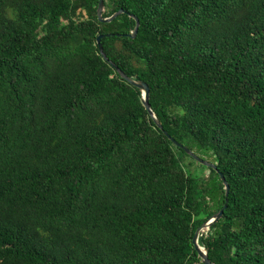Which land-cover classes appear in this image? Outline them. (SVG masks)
<instances>
[{
  "label": "trees",
  "instance_id": "trees-1",
  "mask_svg": "<svg viewBox=\"0 0 264 264\" xmlns=\"http://www.w3.org/2000/svg\"><path fill=\"white\" fill-rule=\"evenodd\" d=\"M97 4L0 0V264H264V0Z\"/></svg>",
  "mask_w": 264,
  "mask_h": 264
},
{
  "label": "water",
  "instance_id": "water-1",
  "mask_svg": "<svg viewBox=\"0 0 264 264\" xmlns=\"http://www.w3.org/2000/svg\"><path fill=\"white\" fill-rule=\"evenodd\" d=\"M102 8H103V0H98V4H97V8H96V16H97V19L100 21V22H103V23H108L110 22L111 20H113L116 16H118L119 14L123 13L122 10H119L118 12H115L114 14H112L111 16L107 17V18H102ZM138 20L135 19V27H134V30L132 31V33L130 34V37L131 38H134L135 35H136V32H137V29H138ZM103 36H98L96 38V43L98 45V51H99V54L103 57L104 60H108L103 52V49L100 45V39L102 38ZM112 65V67L116 70V72L119 74V76L121 78H123L125 81H127L128 83L130 84H133L137 87H139L142 92H141V103L142 105L144 106V108L146 109V111L149 113V115L151 116V118L153 119V121L159 126L158 124V121L156 119V116L154 115V113L151 111L149 105H148V102H147V99H148V91H149V88L148 86L142 82V81H136V80H132L131 78L127 77L125 74L122 73V71H120V69L114 65L113 63H110ZM172 140V139H171ZM173 144L176 145L177 147L181 148L188 156H190L191 158H193L194 160H196L197 162L205 165V166H208V167H211V168H215V166L209 162H206L200 158H198L197 156H195L191 151H189L188 149L184 148L182 145H180L179 143H177L176 141L172 140ZM220 178L224 184V188H225V197L227 196L228 194V186L226 184V182L224 181V178L222 175H220ZM225 207V206H224ZM222 212H223V209L219 210L216 214H214L212 217H210L209 219H207L203 224H201V226H199L194 235H193V238H192V244L195 248V250L198 252L199 256L201 257V261L203 264H212L209 262L208 258H207V252L205 250V248L201 247L199 244H198V238L200 236V233L208 228L213 222H215L221 215H222Z\"/></svg>",
  "mask_w": 264,
  "mask_h": 264
},
{
  "label": "rangeland",
  "instance_id": "rangeland-1",
  "mask_svg": "<svg viewBox=\"0 0 264 264\" xmlns=\"http://www.w3.org/2000/svg\"><path fill=\"white\" fill-rule=\"evenodd\" d=\"M187 158V157H186ZM186 158L183 159V161L187 164L189 162V159L187 160ZM198 167H201L199 166L198 163H196L195 161H192V165L189 166V169H191V171H194L195 169H197V172L201 175H207V170H201V169H198Z\"/></svg>",
  "mask_w": 264,
  "mask_h": 264
}]
</instances>
